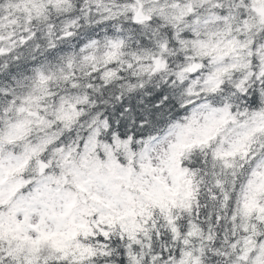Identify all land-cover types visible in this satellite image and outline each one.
I'll return each instance as SVG.
<instances>
[{"label":"snow or ice","instance_id":"1","mask_svg":"<svg viewBox=\"0 0 264 264\" xmlns=\"http://www.w3.org/2000/svg\"><path fill=\"white\" fill-rule=\"evenodd\" d=\"M0 264H264V0H0Z\"/></svg>","mask_w":264,"mask_h":264}]
</instances>
